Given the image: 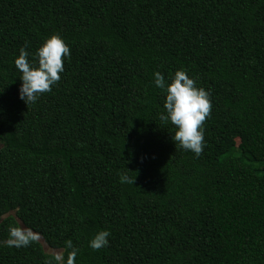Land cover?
<instances>
[{
	"label": "trees",
	"instance_id": "trees-1",
	"mask_svg": "<svg viewBox=\"0 0 264 264\" xmlns=\"http://www.w3.org/2000/svg\"><path fill=\"white\" fill-rule=\"evenodd\" d=\"M52 35L70 55L26 105L14 59ZM181 69L209 93L198 156L159 119L153 73ZM68 240L74 264H264V0H0V264Z\"/></svg>",
	"mask_w": 264,
	"mask_h": 264
},
{
	"label": "clouds",
	"instance_id": "clouds-1",
	"mask_svg": "<svg viewBox=\"0 0 264 264\" xmlns=\"http://www.w3.org/2000/svg\"><path fill=\"white\" fill-rule=\"evenodd\" d=\"M27 45L19 49V55L14 59V65L20 73L21 81L18 88V98L26 105L34 103L41 94L51 91V87L60 80L63 72V58L70 55L68 46L58 35L48 37L36 50L29 53ZM32 59H29V56ZM153 84L164 93L159 114L162 122H168L174 127L171 140L175 146L196 154L203 148V121L210 111L209 93L198 88L195 81L184 70H177L166 82L160 72L153 73ZM121 182L134 183L127 174L122 173ZM110 233L107 230L98 231L89 241V247L98 250L108 245ZM10 243L17 247L27 245L32 239L30 229L9 228ZM72 251L66 264H74L76 250L72 241L65 242Z\"/></svg>",
	"mask_w": 264,
	"mask_h": 264
},
{
	"label": "rangeland",
	"instance_id": "rangeland-1",
	"mask_svg": "<svg viewBox=\"0 0 264 264\" xmlns=\"http://www.w3.org/2000/svg\"><path fill=\"white\" fill-rule=\"evenodd\" d=\"M20 228L21 229H26L24 226H22L20 224ZM32 237L35 238L42 246L43 250L48 253V254H52L54 255L57 259H60L61 258V253L62 251L61 250H55V249H52V248H49L45 243L44 241L41 239V237H39L37 234H35L34 232H32Z\"/></svg>",
	"mask_w": 264,
	"mask_h": 264
}]
</instances>
